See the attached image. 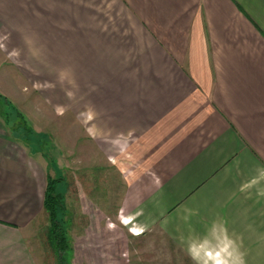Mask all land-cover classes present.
Returning a JSON list of instances; mask_svg holds the SVG:
<instances>
[{"label":"crops","instance_id":"1","mask_svg":"<svg viewBox=\"0 0 264 264\" xmlns=\"http://www.w3.org/2000/svg\"><path fill=\"white\" fill-rule=\"evenodd\" d=\"M0 46L29 54L78 156L131 176L117 212L141 213L134 235L157 222L215 260L264 264V0H0ZM5 121L0 264H40L49 161Z\"/></svg>","mask_w":264,"mask_h":264},{"label":"rangeland","instance_id":"2","mask_svg":"<svg viewBox=\"0 0 264 264\" xmlns=\"http://www.w3.org/2000/svg\"><path fill=\"white\" fill-rule=\"evenodd\" d=\"M26 55L29 56L0 46V119H7L12 126L17 124L8 128L9 133L21 129L19 135H27L37 145L31 150L45 155L49 177L57 180V217L67 248L58 250V244L49 237L48 214L40 216L33 234L39 244L34 248L40 264H254L223 261L221 257L215 260L213 252L207 255L205 241L197 244L189 236L175 235L157 222H151V227L146 224L144 232L134 235L132 232L139 231L133 227L142 230L145 226L141 213H128L125 207L118 218L117 212L119 193L126 187L124 178L131 176H104L110 165L103 159L100 163V156L94 158L93 150L83 148L78 156V133L62 127L67 126L70 117L47 115V110L53 108L48 100L49 87L46 80L35 79L37 75L30 69ZM54 107L61 110V105ZM119 167L120 172L126 173L125 165ZM129 200L132 210L141 206V198Z\"/></svg>","mask_w":264,"mask_h":264},{"label":"trees","instance_id":"3","mask_svg":"<svg viewBox=\"0 0 264 264\" xmlns=\"http://www.w3.org/2000/svg\"><path fill=\"white\" fill-rule=\"evenodd\" d=\"M57 180L51 177H47V184L44 191V208L49 218V235L53 243L56 242L59 251H64L67 248L64 232L59 224L57 217L58 211V197L59 195L55 192L54 184Z\"/></svg>","mask_w":264,"mask_h":264}]
</instances>
